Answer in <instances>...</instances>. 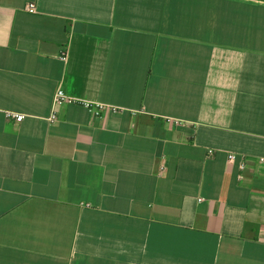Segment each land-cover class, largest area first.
Segmentation results:
<instances>
[{
  "label": "crops",
  "instance_id": "obj_1",
  "mask_svg": "<svg viewBox=\"0 0 264 264\" xmlns=\"http://www.w3.org/2000/svg\"><path fill=\"white\" fill-rule=\"evenodd\" d=\"M260 157L264 0H0V264H264Z\"/></svg>",
  "mask_w": 264,
  "mask_h": 264
},
{
  "label": "built area",
  "instance_id": "obj_2",
  "mask_svg": "<svg viewBox=\"0 0 264 264\" xmlns=\"http://www.w3.org/2000/svg\"><path fill=\"white\" fill-rule=\"evenodd\" d=\"M28 10L33 11V6H29ZM61 58L62 59L66 58L65 52H62ZM72 103H78L79 105L83 106L85 109H87V111L91 114V116H93L96 119H101L102 117H104L106 113H109V112L119 113L125 110L124 108H121L118 106L106 105V104L99 103V102H90V101H78L77 102L73 98L69 97L66 94V92L62 88L59 87L54 94L53 102H52V110L47 120L52 124L55 123L57 120V111H56L57 108L65 106V105H69ZM6 118L14 120L16 122H21L25 118V115L21 113H17V112H6ZM166 121L172 122L176 125L181 123L180 121L173 120L171 118H167ZM209 153H212V150H209ZM236 157L237 156L235 154H230L228 156L229 163L234 162L236 160ZM257 163L259 166H264V157L258 158ZM245 168H246L245 158L241 157L240 163H239V169L244 170Z\"/></svg>",
  "mask_w": 264,
  "mask_h": 264
}]
</instances>
